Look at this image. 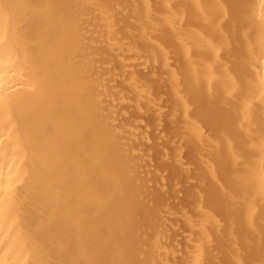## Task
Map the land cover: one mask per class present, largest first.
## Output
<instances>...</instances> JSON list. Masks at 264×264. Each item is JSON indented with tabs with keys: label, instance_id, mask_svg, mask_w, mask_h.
<instances>
[{
	"label": "bare ground",
	"instance_id": "bare-ground-1",
	"mask_svg": "<svg viewBox=\"0 0 264 264\" xmlns=\"http://www.w3.org/2000/svg\"><path fill=\"white\" fill-rule=\"evenodd\" d=\"M0 264H264V0H0Z\"/></svg>",
	"mask_w": 264,
	"mask_h": 264
}]
</instances>
